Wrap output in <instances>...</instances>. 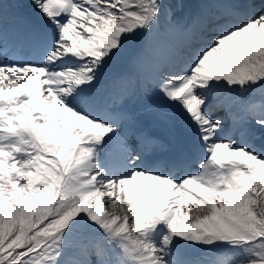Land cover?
Masks as SVG:
<instances>
[{"label": "snow or ice", "instance_id": "obj_1", "mask_svg": "<svg viewBox=\"0 0 264 264\" xmlns=\"http://www.w3.org/2000/svg\"><path fill=\"white\" fill-rule=\"evenodd\" d=\"M17 7L0 0V264H264V0ZM176 129L190 150L162 157Z\"/></svg>", "mask_w": 264, "mask_h": 264}, {"label": "rangeland", "instance_id": "obj_2", "mask_svg": "<svg viewBox=\"0 0 264 264\" xmlns=\"http://www.w3.org/2000/svg\"><path fill=\"white\" fill-rule=\"evenodd\" d=\"M186 1H187V0H186ZM183 2H184V1H183ZM109 210H110V209H109ZM201 252H202V254L209 253V254H211L212 256H215V257H216V255H215L214 252H210V251H207V250H202Z\"/></svg>", "mask_w": 264, "mask_h": 264}, {"label": "bare ground", "instance_id": "obj_3", "mask_svg": "<svg viewBox=\"0 0 264 264\" xmlns=\"http://www.w3.org/2000/svg\"><path fill=\"white\" fill-rule=\"evenodd\" d=\"M111 210V209H110Z\"/></svg>", "mask_w": 264, "mask_h": 264}]
</instances>
